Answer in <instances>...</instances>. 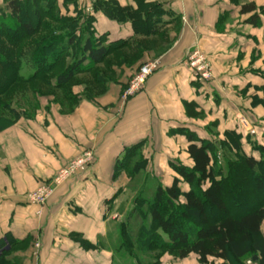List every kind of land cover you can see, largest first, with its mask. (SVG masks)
Listing matches in <instances>:
<instances>
[{
	"label": "crops",
	"instance_id": "obj_1",
	"mask_svg": "<svg viewBox=\"0 0 264 264\" xmlns=\"http://www.w3.org/2000/svg\"><path fill=\"white\" fill-rule=\"evenodd\" d=\"M115 1L136 9L140 0ZM146 2L165 12L162 34L150 38L169 47L155 56L161 68L142 92L122 107L141 59L113 67L117 81L107 84L108 92L94 101L83 100L72 114L41 100L34 117L21 118L0 133V264H128L116 206L128 179L115 178L116 161L125 149L143 142L148 167L167 187L176 177L171 162L193 165L188 139L180 130L211 141L228 132L264 139L258 129L264 126V107L257 104L264 97V0ZM247 4L258 9L256 26L249 22L254 13L241 14ZM95 28L108 43L133 39L135 44L144 38L134 36L131 24L111 21L100 12ZM195 49L210 62L211 81L196 80L187 63ZM184 102L195 103L203 118H188ZM90 149L96 150V158L86 175L61 185L44 208L29 203L28 193ZM161 264L200 263L196 255H165Z\"/></svg>",
	"mask_w": 264,
	"mask_h": 264
},
{
	"label": "trees",
	"instance_id": "obj_2",
	"mask_svg": "<svg viewBox=\"0 0 264 264\" xmlns=\"http://www.w3.org/2000/svg\"><path fill=\"white\" fill-rule=\"evenodd\" d=\"M81 2L4 0L0 7V132L21 118L34 117L40 110V98L51 96L50 92H60V99H54L71 114L83 100L96 99L90 88L77 91L79 77L91 74L92 85L106 89L117 81L113 67L131 66L142 59H127L123 51H151L132 43L133 39L108 43L96 31L97 13L131 24L134 36L162 34L159 28L165 12L158 4L140 0L134 9L115 0H91L82 9ZM88 8L90 12H86ZM257 12L254 4L241 10L243 15L254 13L249 22L255 26L260 19ZM114 55L119 59L109 63ZM102 64L108 65L106 70L98 71ZM22 86H32L37 106L23 92L28 109L13 107V91ZM257 104L264 107V97ZM184 107L188 118H203L195 103L184 102ZM180 132L188 139L187 153L193 165L171 162L176 174L171 186H163L149 172L143 142L125 149L116 161L115 178L122 172L133 180L141 173L145 177L135 191L131 215L119 225L120 246L127 259L132 264H161L166 254L176 259L196 255L200 264H264V144L254 147L261 159L241 155L229 163L223 175L217 153L223 148L240 149L242 135L234 133L233 145H217L187 129ZM226 134L231 137L233 133ZM182 184L189 190L184 191ZM153 253L156 256H149Z\"/></svg>",
	"mask_w": 264,
	"mask_h": 264
},
{
	"label": "rangeland",
	"instance_id": "obj_3",
	"mask_svg": "<svg viewBox=\"0 0 264 264\" xmlns=\"http://www.w3.org/2000/svg\"><path fill=\"white\" fill-rule=\"evenodd\" d=\"M90 2H91V0H82V2L80 3V7L82 9H85V6L88 5ZM0 7H3V6H0ZM86 12H90V9L89 8L86 9ZM70 15L72 16V15H74V13L71 11ZM138 43L143 48L144 47H148V49L150 48L151 51H144L143 52L142 50H138L136 52L135 51L130 52V51L126 50V51H123V52H124L125 55H127V59L135 60L137 58H142V61H141V62H143L142 65H145L146 63H150L152 61H161V59H158L155 56L157 54H161V52H164L169 47L168 44H164L159 39H156V38H142V39L138 40ZM118 59L119 58H117V55H114V56L110 57L109 63L110 62H116ZM107 66H108L107 64L106 65L105 64L99 65L98 71L99 70L100 71L101 70H106ZM139 69H138V71H139ZM138 71L135 72V74L132 75L131 80L138 73ZM93 77L94 76H92L91 74H87V75L79 77L75 84L78 83V84H80V86H77L76 89H77V91H81L82 92L84 90L87 91L90 88V89H92V91L95 92L96 98L97 97L100 98V97L104 96L106 94V92H108V90L107 89H103L100 86H96V85L93 86L92 85L93 81H94ZM82 83H83V85H82ZM39 86H41V85H39ZM31 88H32V86L18 87V89L16 91L17 94H16L15 91H13L12 96H13V98H16V100L13 101V103H12L13 107L21 108V109H28V106H29L28 103H27L28 100H27V98L24 97L23 92H25L26 96L27 95L31 96V98L34 100L33 91H31L32 90ZM44 91L45 92L47 91V95L51 94V96L40 98V101L41 100H48L50 105H52V104L57 105L59 110H60V112L62 114H64V115H69L70 114V113L67 112L68 108H62L54 99L55 97L60 99V97H61L60 92L54 91V92H50V94H48L49 92L45 88H44ZM124 92H126V91H124ZM123 95H124V93H123ZM5 100H10V98L8 97ZM33 102L37 106V102L35 100ZM39 105L41 107L40 102H39ZM73 112H71V114ZM260 128L258 127V129L260 131H263L262 138H264V126L262 125V126H260ZM1 132H3V131H1ZM212 132H214V130H210V134H212ZM230 133L231 132H229V134ZM230 135H231V137H228V134H225L224 138H221V139L217 138V140L213 139L212 141L215 142L217 145H219L221 143H225L226 145H230V144L233 145L234 144L233 142H234V140H236L237 137L235 136L234 133L230 134ZM242 137L243 138L241 139L240 149H238L236 151L235 150L234 151H229V150H226L225 148H223V149H220V151L217 153V158H218V163H219L218 165L223 170V172H224L223 175L227 174L226 170L229 167V163H231L233 161H236L237 159H239V156H241V155L246 156V157H249V156L251 157L252 156V157H254L256 159H261L262 158L260 156V154L257 151H255L254 147H255V145H263L264 144V139L263 140L252 139L251 136H248V138L247 137L245 138L244 136H242ZM71 162H69V163H71ZM69 163L67 165H69ZM65 167H63V168H65ZM148 170H149V172H151L153 174V172L150 170V167H149ZM122 175L126 176V178L128 179V187H127V190H126L125 194H123L121 196V199L116 204V206L118 207V211H119V209L121 210V212H120L121 222L125 221V218L131 215L132 209H133V199H134V196H135V191L139 190V188L141 186L140 185L141 179H145L144 173L139 174L138 177L133 180V179H131L129 177L128 173H125V172L120 173L116 178L118 179ZM209 214H210V216L212 218L218 219V215L215 212L214 213L210 212ZM154 254L155 253L149 254V256L150 255H154ZM156 254L154 256H156ZM166 255H168V254H166ZM169 256H171V255H169ZM127 260H128V264H132V261L130 259H127ZM248 264H250V262H248Z\"/></svg>",
	"mask_w": 264,
	"mask_h": 264
},
{
	"label": "built area",
	"instance_id": "obj_4",
	"mask_svg": "<svg viewBox=\"0 0 264 264\" xmlns=\"http://www.w3.org/2000/svg\"><path fill=\"white\" fill-rule=\"evenodd\" d=\"M187 63L194 69L196 80L199 82H208L212 80L213 73L211 64L200 50L195 49L191 52L188 55ZM160 68L161 61H152L140 67L138 73L129 82V86L122 97V107L129 99L135 97L145 89L149 78L157 73ZM241 123L247 124L245 118L241 119ZM95 158L96 150L90 149L85 151L78 159L61 169L52 179L42 183L35 191L28 193L26 195L27 200L32 205L44 208L48 200L61 185L70 179H76L86 175L94 164ZM35 248L36 251L40 250L41 244L37 242Z\"/></svg>",
	"mask_w": 264,
	"mask_h": 264
},
{
	"label": "water",
	"instance_id": "obj_5",
	"mask_svg": "<svg viewBox=\"0 0 264 264\" xmlns=\"http://www.w3.org/2000/svg\"><path fill=\"white\" fill-rule=\"evenodd\" d=\"M256 260V258H254V261Z\"/></svg>",
	"mask_w": 264,
	"mask_h": 264
}]
</instances>
